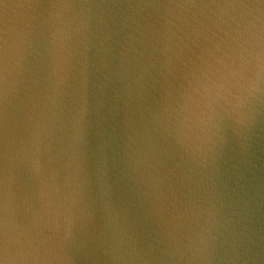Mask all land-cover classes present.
I'll return each mask as SVG.
<instances>
[{"label":"water","instance_id":"water-1","mask_svg":"<svg viewBox=\"0 0 264 264\" xmlns=\"http://www.w3.org/2000/svg\"><path fill=\"white\" fill-rule=\"evenodd\" d=\"M0 264H264V0H0Z\"/></svg>","mask_w":264,"mask_h":264}]
</instances>
